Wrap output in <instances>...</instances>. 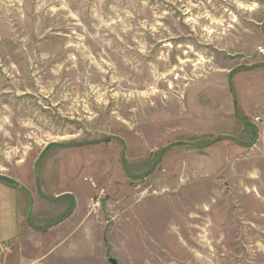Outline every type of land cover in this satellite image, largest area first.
<instances>
[{
  "label": "rangeland",
  "instance_id": "1",
  "mask_svg": "<svg viewBox=\"0 0 264 264\" xmlns=\"http://www.w3.org/2000/svg\"><path fill=\"white\" fill-rule=\"evenodd\" d=\"M263 20L264 0H0V174L22 193L0 264H264ZM109 135L50 145L40 193L71 195H37L48 143Z\"/></svg>",
  "mask_w": 264,
  "mask_h": 264
},
{
  "label": "water",
  "instance_id": "2",
  "mask_svg": "<svg viewBox=\"0 0 264 264\" xmlns=\"http://www.w3.org/2000/svg\"><path fill=\"white\" fill-rule=\"evenodd\" d=\"M260 29L261 31L264 33V20L260 23ZM259 65H264V62L259 64ZM240 65H237L235 66L234 68H232L229 73H228V77H227V80H228V83H229V86H230V89H231V92H232V102H233V110H234V114L238 117V118H242L236 111V103H235V93H234V88H233V84H232V80H231V73L236 69L238 68ZM242 66H246V67H250V65L248 64H243ZM245 122L247 123H250V124H253V122L249 121V120H244ZM223 137H228L226 135H224ZM255 137H257V129H256V134H255ZM109 138H115V139H120L119 137L117 136H114V135H109V136H106L102 139H99V140H90V141H84V142H77V143H71V144H58V143H55V142H51V143H48L40 152V156H39V164H38V171H37V174H36V178H35V188H36V193L39 197L41 198H44L46 200H48L49 202H54L56 201L57 199L61 198L62 196H65V195H71L70 193H65V194H61V195H58L54 198H48L44 195H42L40 193V190H39V185H38V179H39V171H40V165H41V161H42V157H43V153L46 151V149L52 145V144H55L59 147H77V146H82V145H85V144H91V143H100V142H103ZM216 141V140H214ZM177 142H173L171 144H168L167 146H165L163 148V151L159 157V159L155 162V164H157L159 162V160L161 159V156L163 155V153L165 152V150L170 147L171 145L175 144ZM120 162H121V166H122V169L124 171V173L129 177V178H132L134 179V177H132L130 174H128L127 170H126V166L124 164V149L122 150L121 154H120ZM150 171V169H148L145 174H147L148 172ZM141 177V176H140ZM139 178V177H137ZM0 179H5V180H8L9 182L13 183L14 185L18 186V187H21V184L16 181L15 179H13L12 177H9L7 175H4V174H0ZM75 204H76V201L74 200L73 202V205H72V209L75 207ZM32 207H33V202H32V198L30 199V204H29V211L27 213V216H26V222L30 225V213H31V210H32ZM71 209V210H72ZM68 216L65 215L63 218L59 219V220H63L64 218H66ZM31 226V225H30ZM49 227H51V225L49 226H46L45 228L43 229H36L38 231H45L46 229H48Z\"/></svg>",
  "mask_w": 264,
  "mask_h": 264
},
{
  "label": "crops",
  "instance_id": "3",
  "mask_svg": "<svg viewBox=\"0 0 264 264\" xmlns=\"http://www.w3.org/2000/svg\"><path fill=\"white\" fill-rule=\"evenodd\" d=\"M1 180H3V181H1ZM4 181H5V179H0V210L1 211L5 210V207L7 205H10V202L8 201V197H6L5 195H8L6 192L9 189H12V188H9V184H7V183H9V181L8 180H6L5 182ZM16 187H18V186H16ZM21 198H22V193H21L20 187H18V190L14 191V199H13V201L15 202L14 225H15L16 233L14 235L6 237L5 236L6 227L5 226L0 227V232L3 235V237L0 241V250L2 252H5V251L8 252L9 248L15 244V242H16L19 234H20V231L22 229V217H21L20 208H19V205L21 203Z\"/></svg>",
  "mask_w": 264,
  "mask_h": 264
},
{
  "label": "flooded vegetation",
  "instance_id": "4",
  "mask_svg": "<svg viewBox=\"0 0 264 264\" xmlns=\"http://www.w3.org/2000/svg\"><path fill=\"white\" fill-rule=\"evenodd\" d=\"M261 30V29H260Z\"/></svg>",
  "mask_w": 264,
  "mask_h": 264
}]
</instances>
